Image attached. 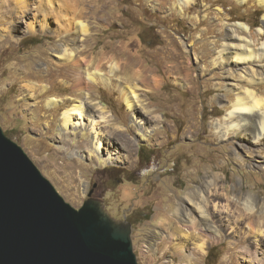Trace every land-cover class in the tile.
Wrapping results in <instances>:
<instances>
[{
	"label": "rangeland",
	"instance_id": "1",
	"mask_svg": "<svg viewBox=\"0 0 264 264\" xmlns=\"http://www.w3.org/2000/svg\"><path fill=\"white\" fill-rule=\"evenodd\" d=\"M0 1L1 127L73 206L97 200L114 220L129 222L139 264H187L185 253L176 251L167 237L147 241L155 232L169 230L166 216L179 221L172 212L207 174L217 173L219 185L227 186L226 194L219 186L223 200L233 198L235 184L244 190L235 192L238 201L251 191L264 199V164L256 163V153L264 155V138L257 152H251L238 146L234 133L219 135L216 123H224L236 98L223 69L212 62L227 25L246 23L264 41L258 34L264 29V5L258 0H88L86 6L74 0L69 7L57 0L53 6L45 2L42 10L36 9L38 0ZM73 16L91 26L90 38L77 44L85 50L82 66L86 58L91 69L104 63L108 73L111 63L118 64L112 84L86 80L77 85L81 67L58 59L51 49L58 43L55 34ZM76 34L72 29L67 37L76 41ZM134 73L147 103L136 111L123 100L122 85H116ZM30 85L37 88L26 90ZM42 85L50 86L44 95ZM49 96L65 103L49 107ZM70 97L84 99L91 117L101 119V149L90 129L63 127ZM236 204L241 222L251 230L253 218H246L244 206ZM221 232L207 236L205 253L197 247L201 240L187 242L190 264H262L254 255L252 236L226 228Z\"/></svg>",
	"mask_w": 264,
	"mask_h": 264
},
{
	"label": "bare ground",
	"instance_id": "2",
	"mask_svg": "<svg viewBox=\"0 0 264 264\" xmlns=\"http://www.w3.org/2000/svg\"><path fill=\"white\" fill-rule=\"evenodd\" d=\"M22 1L25 4L28 3V0H17L18 4ZM73 1L74 0H62V2H59L60 6L63 5V7H65L67 4L71 5L70 3ZM179 1L180 3H187L188 1L192 0ZM258 1L261 5H264V0ZM38 2L39 6L36 9H41V7L44 8L46 3H48L46 4L47 6L58 4L57 0L56 2L55 0H38ZM80 2L86 6L88 0H80ZM241 2H247V0H241ZM55 7L57 6H54V8ZM29 9L30 8H28V10ZM16 10L18 11V9ZM41 12L44 13L45 11L43 10ZM48 13L49 12L46 14L44 13L46 17H48ZM67 21V23L63 24V28H61L58 33H54L55 36L59 37L58 43L53 48H51L56 57L64 62H72L74 65L81 67L76 73L77 85H81L86 80L94 82L99 80L105 82L108 85L112 84L115 79L114 76H116L121 66L116 63H111L108 73H104V63H99L94 69H91L89 63L91 61L86 58H84L87 61L86 67L82 66L80 54L85 52V50L83 51L80 49V46L77 44L79 41H85L86 39L90 38L91 26L84 19H82V17H69ZM33 25L31 27H33ZM72 29H76V32L79 35V38L76 41H71V39L67 37ZM226 29L227 31L224 35L222 46L221 48L215 50V57L212 59V62L214 65H217L223 69L227 77L228 89L234 93L236 99L233 102V108L227 114L224 123H216L217 132L222 137H228L230 132H232L235 134V136H237V144L240 148H247L251 152H257V148L260 146L259 144L264 138V85H262L264 83V41L261 40L262 42H260L259 39L255 37L256 35H253L250 25L246 23L227 25ZM258 34L260 36L264 35V29L262 27L258 29ZM178 66L179 65L177 64V67ZM122 79L123 81H120V84L118 83L116 85H122L119 90L127 107L134 111H136V109L139 110V108H146L145 106L147 103H145L141 97V94L139 93L140 90H145L138 83V80H140L139 75L134 73V75L131 74L130 76L122 77ZM146 80L148 79H143V81ZM40 87L42 90L41 93L44 95L49 90L50 86L42 85ZM32 88L34 89L37 87L30 85L27 86L26 90ZM146 91L150 92V90L147 89ZM25 96L26 95H22L21 97L24 98ZM89 96V92L87 93L84 91V97L87 99ZM68 99H71L73 103L69 106L66 105L65 110L63 111L61 117L63 121V127L69 128L71 126H79L84 129H90L92 133H94L95 147L101 149L103 146L102 140L99 141V136L101 134L99 124L101 119L99 120L91 117V114L87 112V102L84 101V99L80 100L73 97ZM46 100L47 106L52 108L58 106L59 103H65L64 98H59L57 96H49ZM140 123L144 122L140 121ZM234 153L236 154V157L242 159L236 149L234 150ZM256 159V163L264 164L263 154L256 153ZM220 181L221 179L217 173L207 174L201 186L187 190L188 192L184 196L185 202H179L175 210L172 212L174 216L179 218V221L171 222L166 216L165 219L168 220L167 223L169 225V230L166 233L161 230L155 232L148 238L147 242L153 239L158 240L159 242L163 241L167 237L172 242L176 251L185 253L183 258L185 259V262L187 261V264H190L193 256L191 251L189 252L187 249V242L193 241L192 243L195 244L196 240H201V242L197 243V247L205 253L207 252V248L210 244V240L207 238V236L217 237L220 233H222V228H226L228 231H230V233L232 231L236 235L242 236L245 234L252 236L255 246L254 255L261 258L262 264H264V199L260 198L258 194L251 191L252 193H243L242 200L240 199L238 201V197L235 192H237V190L239 192H243L244 190L243 187H241L239 190L235 184L232 190L234 194L233 198L230 200H223L221 194H226L225 190H228V188L225 185H219ZM219 186L220 188L222 187L224 192L221 193ZM236 202H239V204L244 206L243 214H246V218H253L249 222V224L253 226L251 230L246 229L247 226L243 225L240 216L237 215V208L239 206L237 207ZM103 210L106 211L105 208ZM204 232H207L208 235L204 234ZM146 246L149 248V245ZM244 250L248 251L247 248ZM156 252L157 250L151 253L152 257L156 254Z\"/></svg>",
	"mask_w": 264,
	"mask_h": 264
},
{
	"label": "water",
	"instance_id": "3",
	"mask_svg": "<svg viewBox=\"0 0 264 264\" xmlns=\"http://www.w3.org/2000/svg\"><path fill=\"white\" fill-rule=\"evenodd\" d=\"M103 209L68 202L0 125V264H139L131 224Z\"/></svg>",
	"mask_w": 264,
	"mask_h": 264
}]
</instances>
